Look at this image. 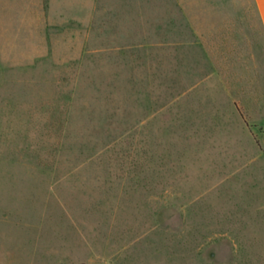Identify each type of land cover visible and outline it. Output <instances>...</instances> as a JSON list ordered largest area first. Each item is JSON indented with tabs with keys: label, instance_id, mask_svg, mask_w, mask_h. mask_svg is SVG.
I'll use <instances>...</instances> for the list:
<instances>
[{
	"label": "rangeland",
	"instance_id": "obj_1",
	"mask_svg": "<svg viewBox=\"0 0 264 264\" xmlns=\"http://www.w3.org/2000/svg\"><path fill=\"white\" fill-rule=\"evenodd\" d=\"M181 244L264 264L255 1L0 0V264H181Z\"/></svg>",
	"mask_w": 264,
	"mask_h": 264
},
{
	"label": "crops",
	"instance_id": "obj_2",
	"mask_svg": "<svg viewBox=\"0 0 264 264\" xmlns=\"http://www.w3.org/2000/svg\"><path fill=\"white\" fill-rule=\"evenodd\" d=\"M257 8V12L261 21L263 37H264V0H254ZM182 240V238H181ZM181 264H194L193 258L186 256L185 245L181 244Z\"/></svg>",
	"mask_w": 264,
	"mask_h": 264
}]
</instances>
